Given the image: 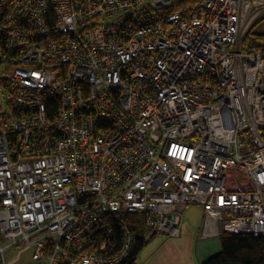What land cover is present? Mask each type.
<instances>
[{"label": "built area", "instance_id": "1", "mask_svg": "<svg viewBox=\"0 0 264 264\" xmlns=\"http://www.w3.org/2000/svg\"><path fill=\"white\" fill-rule=\"evenodd\" d=\"M263 18L264 0H0V264L20 245L121 264L133 235L109 253L110 216L178 238L189 205L202 240L264 239V47H244Z\"/></svg>", "mask_w": 264, "mask_h": 264}, {"label": "trees", "instance_id": "2", "mask_svg": "<svg viewBox=\"0 0 264 264\" xmlns=\"http://www.w3.org/2000/svg\"><path fill=\"white\" fill-rule=\"evenodd\" d=\"M264 47V18L258 21L248 32L244 47ZM58 103L51 105L54 111ZM51 113V112H50ZM48 114L51 116V114ZM144 216L141 214H118L108 218L113 231V240L108 252L114 253L121 247L122 227L126 226L133 235V247L121 264H136L139 254L151 243L155 235L148 236L144 230ZM221 250L200 264H264V239L246 234H227L220 237Z\"/></svg>", "mask_w": 264, "mask_h": 264}, {"label": "crops", "instance_id": "3", "mask_svg": "<svg viewBox=\"0 0 264 264\" xmlns=\"http://www.w3.org/2000/svg\"><path fill=\"white\" fill-rule=\"evenodd\" d=\"M200 230L201 223L193 229L189 227L183 229L181 226V235L178 238L164 240L155 238L139 254L136 264L138 260L141 264H200L201 262L197 261L195 256V242L197 238L200 239L198 237Z\"/></svg>", "mask_w": 264, "mask_h": 264}, {"label": "rangeland", "instance_id": "4", "mask_svg": "<svg viewBox=\"0 0 264 264\" xmlns=\"http://www.w3.org/2000/svg\"><path fill=\"white\" fill-rule=\"evenodd\" d=\"M181 223L183 229L187 227L193 229L196 228V225H199L200 223L202 224V211L200 207L189 205L183 208L181 210ZM155 238L164 240L169 237L157 235L155 236ZM195 244L196 260L200 261L201 263L208 258L218 254L221 250L220 240L218 238L208 240L197 238ZM141 255L140 257H145L144 254L142 256ZM6 259L8 262H10V264H31V248H25L23 247V245L17 246L7 252ZM139 263L141 264L140 260H138V264Z\"/></svg>", "mask_w": 264, "mask_h": 264}]
</instances>
